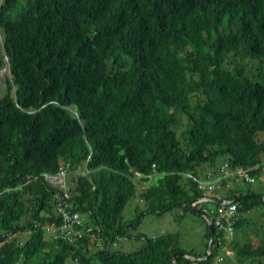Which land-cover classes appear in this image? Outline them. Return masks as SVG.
<instances>
[{"label":"trees","instance_id":"1","mask_svg":"<svg viewBox=\"0 0 264 264\" xmlns=\"http://www.w3.org/2000/svg\"><path fill=\"white\" fill-rule=\"evenodd\" d=\"M5 58L0 264L213 263L229 241L190 206L205 195L193 177L228 161L264 180V0H0V69ZM63 166L65 201L103 248L44 233L64 194L44 174ZM231 181L218 196L237 204L234 233L254 225L232 248L239 264H264V199L251 196L264 187ZM134 197L140 207L124 220ZM174 209L204 223L205 251L138 229L146 214ZM117 237L141 245L113 249Z\"/></svg>","mask_w":264,"mask_h":264},{"label":"built area","instance_id":"2","mask_svg":"<svg viewBox=\"0 0 264 264\" xmlns=\"http://www.w3.org/2000/svg\"><path fill=\"white\" fill-rule=\"evenodd\" d=\"M256 168V166L254 167ZM250 168L236 167L233 168L228 161L219 163L214 169H208L201 174V176L193 177L190 174H186L188 177H193L197 182L198 189L204 192V196L193 201L192 204L197 210L213 223V226L217 233V242H221V233L230 241L234 234V225L238 219L237 204L233 201H228L225 204L216 206L213 214L209 213V209L203 206L210 197L220 199L218 196V189L222 187V182L233 180L238 184L253 185L258 180H261L263 176L257 177L250 173ZM264 171V165L262 166L261 172ZM67 169L64 167L58 174L57 179L60 183V187L64 190V194L58 197L56 204V211L61 215V222L59 225L53 223L46 226V230L55 237H58L68 243H74L75 241L81 240L84 237H89L95 240L96 245H100V238L97 237L94 232V227L85 222L83 217L78 212L70 211L68 204L65 199L68 198L66 192V178ZM210 214V215H209ZM206 215H209L207 217ZM120 238H117L119 240ZM225 245V244H223ZM221 259H217L220 261ZM74 264H78L75 260Z\"/></svg>","mask_w":264,"mask_h":264},{"label":"rangeland","instance_id":"3","mask_svg":"<svg viewBox=\"0 0 264 264\" xmlns=\"http://www.w3.org/2000/svg\"><path fill=\"white\" fill-rule=\"evenodd\" d=\"M9 77L8 67L5 65V67L0 69V97L3 95L5 89H6V79ZM185 119L183 117H179L175 123L174 129L176 130V133L179 137L183 140L182 131L185 129ZM228 183H232V181H229ZM259 184H254L253 186L257 187H264V180L258 182ZM139 188H142V185L138 186ZM224 188L221 187L218 189V194L220 197L224 196ZM140 200L138 201V198L134 197L131 198L130 201L125 205L123 209V218L124 220H130L135 218V211L136 206L139 205L140 207ZM214 205V204H212ZM140 210V208H137ZM253 212L250 211L248 213H245L244 216H251ZM254 214H252L251 217L254 218ZM180 210L174 209V210H167L161 214L157 213H148L146 214L138 229L140 231H143L148 237H151L153 235H158L161 233H168V232H174L178 233L180 235V245L186 249H194V251L198 253H202L206 249L207 244V237L205 235V225L202 223L199 217L195 216L192 213L186 212L183 214V216L180 218ZM256 223L262 221V219L255 218ZM261 223V222H260ZM252 224V221H251ZM263 224L261 223V227L263 228ZM254 230V225L249 226L244 224V226L239 229L235 230L233 238L235 239H242L246 233L247 239H253L254 235L252 231ZM259 232V231H257ZM25 235H23L22 238H24ZM48 237V236H47ZM135 241V240H134ZM133 241V242H134ZM129 241L124 242L123 249L124 251H131L135 248L140 247L141 241L136 240V242H132L133 245ZM231 246V247H230ZM228 246L229 250H225L223 248H220L217 255L221 256L222 261L217 262L216 256L213 257V263L212 264H239L241 261L240 258L236 255L235 249L232 248V244ZM114 249V247H112Z\"/></svg>","mask_w":264,"mask_h":264},{"label":"clouds","instance_id":"4","mask_svg":"<svg viewBox=\"0 0 264 264\" xmlns=\"http://www.w3.org/2000/svg\"><path fill=\"white\" fill-rule=\"evenodd\" d=\"M5 65H7V67H8V62H7V59L5 58ZM5 65L3 66V67H5ZM9 72V71H8ZM217 166V165H216ZM215 166V167H216ZM65 166H63V167H61V170L64 168ZM213 169V168H212ZM60 170V171H61ZM208 170V169H207ZM60 171H58L57 173H55V174H44V178L46 179V180H48L52 185H54V186H56L58 189H60V190H63L61 187H60V183H59V181H58V179H57V174L60 172ZM68 174H69V171L67 170V173H66V178H67V176H68ZM201 174H203V172L201 173ZM201 174H199L198 176H201ZM66 178H65V184H66ZM256 184V183H255ZM66 189H67V184H66ZM64 191V190H63ZM60 196V195H59ZM58 196V197H59ZM57 197V198H58ZM211 199H217V198H212V197H210L207 201H211ZM195 200H197V199H195ZM195 200H193V201H195ZM219 200H222V199H219ZM223 200H226V199H223ZM192 201V202H193ZM227 202L228 201H233V200H226ZM192 202H191V204H190V206L191 207H194V205L192 204ZM234 202V201H233ZM67 203V202H66ZM68 204V203H67ZM217 205H220V204H217ZM54 209H55V216H51V221L50 222H47V223H45V224H43L42 225V228H43V230H44V233H45V235L46 236H48V238L49 239H54V240H61V241H64V240H62V239H60V238H58V237H55L54 236V234H52V233H50V232H48L47 230H46V226H48L49 224H51V223H53L54 225H59L60 224V222H61V220H62V218H61V215L60 214H58L57 213V211H56V205H55V207H54ZM68 209L70 210V211H75V212H78L79 214H80V216L81 217H83V219L85 220V222L86 223H88V224H90L89 223V218L85 215V214H83V213H81V212H79V211H77V210H75V209H72V208H70L69 207V204H68ZM199 212V211H198ZM237 212H238V210H237ZM200 213V212H199ZM54 218V219H53ZM206 220H208L207 218H206ZM210 221V220H209ZM213 224V223H212ZM90 225H92V224H90ZM93 226V225H92ZM94 227V226H93ZM214 227V226H213ZM214 230H215V228H214ZM94 232H95V228H94ZM215 232H216V230H215ZM96 233V235H97V233L98 232H95ZM217 234V233H216ZM97 237L98 238H100V236L99 235H97ZM89 238V237H88ZM117 238H119V237H117ZM117 238H116V240L115 241H112V240H110L109 241V244L111 243L112 244V247H114V249H116V248H120V249H122V250H124L123 248H121L120 247V245H121V243L124 241V240H121V239H119V240H117ZM91 239V238H90ZM127 239V238H126ZM125 239V240H126ZM82 240V239H81ZM92 240V239H91ZM79 241V240H78ZM94 241V243H95V245H96V242H95V240H93ZM64 242H66V241H64ZM75 242H77V241H75ZM66 243H68V242H66ZM70 244H72V243H70ZM232 244V241L230 240L228 243H226L225 245H221V247L225 250V248H226V250H229V247L228 246H230ZM96 247L97 248H103V240L100 238V245H96ZM231 247V246H230ZM221 259L220 261H217V259ZM76 260V259H75ZM75 260H74V262H75ZM77 261V260H76ZM216 261L217 262H221L222 261V258H221V256H219V255H217L216 256ZM74 262H73V264H74ZM78 263V262H77Z\"/></svg>","mask_w":264,"mask_h":264},{"label":"water","instance_id":"5","mask_svg":"<svg viewBox=\"0 0 264 264\" xmlns=\"http://www.w3.org/2000/svg\"><path fill=\"white\" fill-rule=\"evenodd\" d=\"M248 196H250V195H244L243 197H248ZM251 196H253V197H258V198H260V199H264V196H262V195H251ZM243 197H241V199L243 198ZM211 201L212 202H215V203H217V204H225V203H227V201L226 200H219V199H211ZM198 214H200L199 212H198ZM205 221H206V224L208 225V227H209V229H210V232H211V235H213L214 234V227H213V224H212V222L211 221H209V220H206L205 219ZM177 254H181V255H183V256H188L187 254H185V253H174L173 254V261L175 262V257L177 256Z\"/></svg>","mask_w":264,"mask_h":264},{"label":"crops","instance_id":"6","mask_svg":"<svg viewBox=\"0 0 264 264\" xmlns=\"http://www.w3.org/2000/svg\"><path fill=\"white\" fill-rule=\"evenodd\" d=\"M133 238H134V237H132V238H130V239H126V240H124V241L121 243L120 247L123 248V244H124V242H126V241H129V242L131 243V245H133V243L136 242V240L138 241V239H136V240L134 241ZM139 240L141 241V239H139ZM133 241H134V242H133ZM129 242H128V243H129ZM132 242H133V243H132Z\"/></svg>","mask_w":264,"mask_h":264}]
</instances>
